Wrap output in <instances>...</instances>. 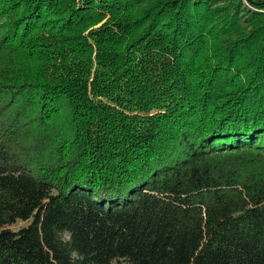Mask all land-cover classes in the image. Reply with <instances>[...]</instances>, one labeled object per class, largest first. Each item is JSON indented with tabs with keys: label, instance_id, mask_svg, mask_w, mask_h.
<instances>
[{
	"label": "trees",
	"instance_id": "obj_1",
	"mask_svg": "<svg viewBox=\"0 0 264 264\" xmlns=\"http://www.w3.org/2000/svg\"><path fill=\"white\" fill-rule=\"evenodd\" d=\"M0 264H264V0H0Z\"/></svg>",
	"mask_w": 264,
	"mask_h": 264
},
{
	"label": "rangeland",
	"instance_id": "obj_2",
	"mask_svg": "<svg viewBox=\"0 0 264 264\" xmlns=\"http://www.w3.org/2000/svg\"><path fill=\"white\" fill-rule=\"evenodd\" d=\"M26 225H27V223H26Z\"/></svg>",
	"mask_w": 264,
	"mask_h": 264
}]
</instances>
